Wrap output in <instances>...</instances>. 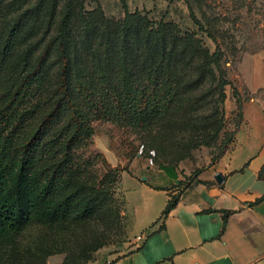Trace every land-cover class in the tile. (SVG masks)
I'll return each mask as SVG.
<instances>
[{
  "label": "trees",
  "instance_id": "obj_1",
  "mask_svg": "<svg viewBox=\"0 0 264 264\" xmlns=\"http://www.w3.org/2000/svg\"><path fill=\"white\" fill-rule=\"evenodd\" d=\"M18 5L0 0V264H47L63 253L62 264H91L123 215L115 193L121 170L109 168L101 176L83 156L90 122L138 127L148 135L143 145L148 153L154 149V159L172 154L179 161L223 132L227 76L218 52L194 33L163 21L155 26L126 3L118 20L100 5L73 10L69 0L56 33L37 51L29 29L43 1L11 18ZM39 25L45 30L49 22ZM206 83L216 98L202 115ZM195 125L199 137L183 149L171 148L178 133ZM26 174L31 183L24 205ZM178 201L179 194L172 195L161 217Z\"/></svg>",
  "mask_w": 264,
  "mask_h": 264
},
{
  "label": "rangeland",
  "instance_id": "obj_2",
  "mask_svg": "<svg viewBox=\"0 0 264 264\" xmlns=\"http://www.w3.org/2000/svg\"><path fill=\"white\" fill-rule=\"evenodd\" d=\"M42 1L43 9L36 12L29 29V41L37 51H41L56 33L61 10L69 0H17L19 8H11L10 12L13 18L29 5ZM125 3L130 11L146 15L155 26L161 21L172 23L182 33H194L211 53L218 52L228 80L225 86L227 97L222 106L225 127L217 141L192 149L184 159L178 161L172 154H166L156 157L154 163L150 164V151L154 149L146 152L143 139L148 135L140 128L107 120L90 122L93 133L83 148V156L101 176L109 168L121 170L115 193L122 204L123 215L121 225L109 231L110 238L101 251L94 253L91 264H102L100 256L103 252L110 255L130 248L134 238V202L131 204L130 200L137 194L136 186L146 181L144 178L149 175L145 165L178 168L183 179L180 185L174 186L180 193L186 184L195 180L198 172L212 167L225 155L226 150L232 148L236 132L243 122L244 109L250 105L264 108V86L257 87L254 82L256 60L264 57V0H73V10L84 8L88 12L100 5L108 17L120 20L125 15ZM196 19L204 29L200 28ZM39 20L49 22L48 28L39 29ZM54 58L55 53L51 57L54 65L50 80L52 92L57 84ZM201 90L205 92L201 104L202 115H207L215 104V91L209 83L201 86ZM198 127L191 126L190 130L178 133L170 141L171 148L183 149L199 137ZM21 183L25 190L22 200L25 205L30 197L28 184L31 180L28 174L22 175ZM65 256V253L53 255L47 264H62Z\"/></svg>",
  "mask_w": 264,
  "mask_h": 264
},
{
  "label": "crops",
  "instance_id": "obj_3",
  "mask_svg": "<svg viewBox=\"0 0 264 264\" xmlns=\"http://www.w3.org/2000/svg\"><path fill=\"white\" fill-rule=\"evenodd\" d=\"M254 82L264 86V57L256 60ZM231 147L180 193L174 186L183 179L178 168L145 165L149 175L129 198L131 246L103 252L102 264H264V108L244 109ZM175 194L177 205L162 218Z\"/></svg>",
  "mask_w": 264,
  "mask_h": 264
},
{
  "label": "water",
  "instance_id": "obj_4",
  "mask_svg": "<svg viewBox=\"0 0 264 264\" xmlns=\"http://www.w3.org/2000/svg\"><path fill=\"white\" fill-rule=\"evenodd\" d=\"M215 178H216V180H217L218 182H220V183L224 181V176H223V174L220 173V172H218V173L216 174Z\"/></svg>",
  "mask_w": 264,
  "mask_h": 264
},
{
  "label": "built area",
  "instance_id": "obj_5",
  "mask_svg": "<svg viewBox=\"0 0 264 264\" xmlns=\"http://www.w3.org/2000/svg\"><path fill=\"white\" fill-rule=\"evenodd\" d=\"M154 155H155V151L151 150L150 151V164L154 163ZM139 239H141V237H139Z\"/></svg>",
  "mask_w": 264,
  "mask_h": 264
}]
</instances>
